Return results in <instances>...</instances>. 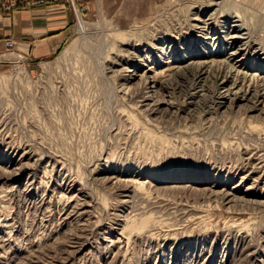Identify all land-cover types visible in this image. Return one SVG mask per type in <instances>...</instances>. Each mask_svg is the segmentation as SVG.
I'll return each mask as SVG.
<instances>
[{"label": "rangeland", "instance_id": "rangeland-1", "mask_svg": "<svg viewBox=\"0 0 264 264\" xmlns=\"http://www.w3.org/2000/svg\"><path fill=\"white\" fill-rule=\"evenodd\" d=\"M57 3L60 49L0 62V264H264V0Z\"/></svg>", "mask_w": 264, "mask_h": 264}, {"label": "crops", "instance_id": "crops-1", "mask_svg": "<svg viewBox=\"0 0 264 264\" xmlns=\"http://www.w3.org/2000/svg\"><path fill=\"white\" fill-rule=\"evenodd\" d=\"M73 22L72 9L60 3L0 12V62L12 56L15 62L52 57L69 38ZM9 38L16 41L11 49L4 46Z\"/></svg>", "mask_w": 264, "mask_h": 264}, {"label": "bare ground", "instance_id": "bare-ground-1", "mask_svg": "<svg viewBox=\"0 0 264 264\" xmlns=\"http://www.w3.org/2000/svg\"><path fill=\"white\" fill-rule=\"evenodd\" d=\"M59 1L60 0L55 1V2H50L48 4H42V6H44V5L50 6L52 3H57ZM33 6H37V5L34 4V5H30V6H25V7H33ZM203 6L204 5H202V7ZM25 7H19L18 9L25 8ZM193 9H197V6L194 5L193 6ZM0 12H3V13H12L13 11L7 12V11L0 10ZM201 13H203V11H200V14ZM198 16L199 17H196L195 19H193V21H195L197 23L195 28H197L202 33V37L204 39H206V40L207 39H210V37H209L210 35L209 34H211V33H209L208 36H207V38H205V36H206V34H205L206 29H203V26H202L203 24L201 23V22H203V21H201L202 20L201 15H198ZM204 22H206V21L204 20ZM241 37H242L241 36V33L240 32H236V35H232L231 37H229V39H228L229 42H227V45L230 47L231 45L233 46L234 44H238V43L241 44L240 43ZM213 41H214V39H213ZM217 43H218V46L221 48V50H224L225 49V45L223 43H221V42H217ZM215 44L216 43L214 42L213 45L215 46ZM12 46H13V42H12L11 47ZM8 48H10V47H8ZM212 49L215 52V49L214 48H212ZM240 50H241L240 48H238L237 51H235L234 49L231 50L232 52L227 55L228 56V59H230V57H232L234 55L239 54V52H241ZM243 60L244 59L238 60V62L243 61ZM216 61H213L212 60L210 62L209 61L208 62H203L202 61V62L195 63L193 65L194 66V69L193 68L188 69V72L187 73H188V75L190 77L185 76V79L193 80V82H199V81L202 80V78L210 75V73H214L216 79H218V80L221 81V84H220L221 88L225 90V95L223 94L224 95L223 98H229V97H231V98H233V101L234 100H238L241 97L247 98V95L250 94V93L247 90L244 91L242 88H239L240 87L239 82L240 81H244V80H248L250 77L247 78L248 76L244 75L245 76V78H244L243 77V72L240 70L239 67L229 66V65L226 66V62L225 61H223V62L222 61H217L216 62ZM169 65H170V63H169ZM178 70H179L178 67L169 66V68L165 71V73H169V74L178 73L179 72ZM182 70H185V67ZM226 70H228V71H226ZM151 72H152V69H151ZM151 72L150 71L149 72H146L143 76L140 77V79L143 80V81H145L146 84L150 86L149 89L153 90V89L157 88V86H158L157 79H158V76L161 73L158 75V73L157 74L156 73L154 74V73H151ZM163 73H164V71H163ZM231 79H233L232 82H234V83L232 84L231 87H228V83L231 81ZM129 80H130V78H129ZM255 80L256 81H259V82L264 81L263 79H261L259 77H256ZM261 86L263 87L261 89V91H264V84H262ZM236 89H237V91H235Z\"/></svg>", "mask_w": 264, "mask_h": 264}, {"label": "built area", "instance_id": "built-area-1", "mask_svg": "<svg viewBox=\"0 0 264 264\" xmlns=\"http://www.w3.org/2000/svg\"><path fill=\"white\" fill-rule=\"evenodd\" d=\"M58 0H0V10L11 12L19 7H25L30 5H42ZM67 1V0H65ZM5 45L11 47L12 41L10 39L5 40Z\"/></svg>", "mask_w": 264, "mask_h": 264}]
</instances>
